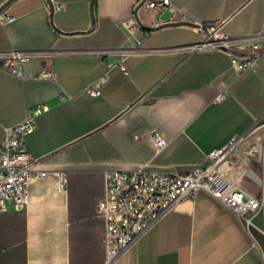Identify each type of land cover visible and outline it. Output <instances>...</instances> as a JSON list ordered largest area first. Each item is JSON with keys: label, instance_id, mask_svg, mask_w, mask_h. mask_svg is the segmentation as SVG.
<instances>
[{"label": "crops", "instance_id": "1", "mask_svg": "<svg viewBox=\"0 0 264 264\" xmlns=\"http://www.w3.org/2000/svg\"><path fill=\"white\" fill-rule=\"evenodd\" d=\"M136 2L0 0L14 17L0 24V50L71 51L50 58L55 81L0 66V142L26 108L50 106L26 136L34 169L45 174L30 177L25 208L0 212V264H103L105 228L95 205L111 168L185 173L204 164L211 149L248 133L230 155L228 177L260 190L264 132L254 125L264 119V43L258 63L244 69L220 48L150 49L200 41L189 26L195 20L224 19L233 35L264 31V0H171L160 12L136 10ZM174 10L184 22L168 21ZM133 15L147 36L123 26ZM124 48L137 50L102 51ZM219 91L225 98L216 103ZM154 129L169 139L160 151ZM112 264H264V250L243 217L200 190Z\"/></svg>", "mask_w": 264, "mask_h": 264}, {"label": "built area", "instance_id": "2", "mask_svg": "<svg viewBox=\"0 0 264 264\" xmlns=\"http://www.w3.org/2000/svg\"><path fill=\"white\" fill-rule=\"evenodd\" d=\"M136 4V10L144 6L160 12L168 8L172 2L171 0H137ZM13 18L6 6H0V24L8 23ZM179 20L184 22V13L174 10L168 21ZM224 24V19L195 20L189 26L201 34L200 41L150 50L189 53L202 48H220L231 55L237 69L256 65L262 54L264 31L233 35L224 30ZM123 26L132 33L141 28L144 36L150 33L149 29L138 24L135 15L123 21ZM136 50L137 48H124L102 51H119L126 54ZM64 52L71 51L54 48L0 50L2 60L0 66L21 78L55 81L56 73L51 68L49 60L55 54ZM76 52L80 51L76 50ZM118 64L121 69H126L121 61ZM88 90L92 91L93 88L89 87ZM224 98L225 93L219 91L213 101L218 103ZM49 108L46 101L26 108L23 118L5 130L0 142V212L25 208L30 200V177H41L45 174L43 170L34 169L37 159L28 149L26 136L36 128L37 117ZM254 128H261L264 132V119L257 121ZM247 134L238 135L223 145L211 149L206 154L204 164L194 165L185 173L149 170L143 165L132 169L106 170L104 193L97 199L95 205L96 215L103 219L105 228L103 264H112L168 211L182 200L193 199L200 190L208 192L215 199L231 207L237 215L243 217L249 229L250 226H256L264 238V136L260 155L262 168L260 190L258 192L251 190L238 177L234 179L228 177V173L234 167L230 155ZM152 138L156 151L162 150L169 142V139L156 129ZM66 182V173L59 172V187L64 188ZM258 215H261L262 220L260 226L253 221Z\"/></svg>", "mask_w": 264, "mask_h": 264}, {"label": "rangeland", "instance_id": "3", "mask_svg": "<svg viewBox=\"0 0 264 264\" xmlns=\"http://www.w3.org/2000/svg\"><path fill=\"white\" fill-rule=\"evenodd\" d=\"M259 216V217H258ZM256 216L253 221L254 223H256L257 225H261V215ZM257 220V221H256ZM260 220V222H258ZM251 230H255L256 232V238L258 240V242L261 244L262 247H264V238L263 235L261 233V231L256 227V226H250Z\"/></svg>", "mask_w": 264, "mask_h": 264}, {"label": "water", "instance_id": "4", "mask_svg": "<svg viewBox=\"0 0 264 264\" xmlns=\"http://www.w3.org/2000/svg\"><path fill=\"white\" fill-rule=\"evenodd\" d=\"M2 6H4V5H2Z\"/></svg>", "mask_w": 264, "mask_h": 264}]
</instances>
